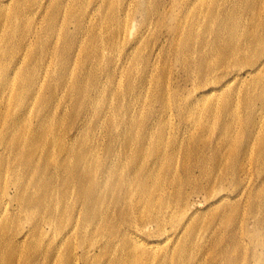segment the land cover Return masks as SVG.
I'll return each instance as SVG.
<instances>
[{
	"label": "rangeland",
	"instance_id": "1",
	"mask_svg": "<svg viewBox=\"0 0 264 264\" xmlns=\"http://www.w3.org/2000/svg\"><path fill=\"white\" fill-rule=\"evenodd\" d=\"M0 3L3 118L24 113L36 132L47 122L50 158L66 143L89 161L94 142L99 166L112 162L113 180L123 181L122 191L108 186L165 189L173 204L126 212L145 247L117 236L110 249L73 260L79 232L59 242V229H69L74 201L48 199L58 214L49 223L45 209L27 216L0 146V204L9 201L0 264H264V0ZM210 173L222 186L205 193Z\"/></svg>",
	"mask_w": 264,
	"mask_h": 264
},
{
	"label": "bare ground",
	"instance_id": "2",
	"mask_svg": "<svg viewBox=\"0 0 264 264\" xmlns=\"http://www.w3.org/2000/svg\"><path fill=\"white\" fill-rule=\"evenodd\" d=\"M3 14V8H0V20ZM0 39L5 40L6 38ZM262 54L264 55V51ZM4 84H0L2 91L5 88H3ZM2 91H0V95ZM22 101L19 100L18 102L22 103ZM258 105L259 107L264 106V94L258 98ZM22 114L24 113L19 115L16 112L10 117V121L5 120L3 115L0 114V137L2 138L0 146L3 151L5 150L1 157H6L7 161L11 157L9 168L12 172L17 169V179L14 180L19 182L13 181L12 185L15 197L19 200V210H25L27 216L32 218L31 216L35 215H33L34 212L45 209L46 214L47 212L50 213L47 215V223H49L50 219L52 221L56 220L58 214L52 205L47 207L48 199L52 202L59 200V197L68 201L73 200V219L72 222L67 224L69 229L66 230L64 227L59 229L60 234H62L59 242L68 239L71 235L70 232H79L80 240L76 248H80L81 252L79 254L74 252L71 256L73 260L94 257L100 252L110 249L114 246L113 239L117 236L121 237L123 243L128 241L134 246L136 245L135 247L137 245L145 247L139 243L140 240L134 233L139 230L136 223L138 218L128 216L126 212H132L133 208L134 210L141 209L144 211L154 204L162 209L165 208V211H162L163 213L167 212L166 209L169 207L171 210L173 205L170 201L172 191L164 189L161 194L156 195L152 192L149 193L148 186L146 189L143 187L138 188V190L134 189V192L129 189L125 193L117 191L116 188L122 191L120 185L123 184V181L121 179H118L117 182L114 181L115 179L113 180V174L110 172L112 162H106L109 164L105 168L99 166V158L95 153L94 142L93 149H87L91 152L89 161L82 152L78 151L73 145L66 143L55 146V150H58L57 153L60 157H48L50 150L47 148L46 141L47 122L36 132L32 127H24ZM257 123L254 122L251 125L252 130L259 131L262 128V124ZM254 140L252 138L251 143H254ZM90 148H92V145ZM217 162L218 160H215V163ZM219 167L217 165L214 168ZM18 169H21V175ZM37 170L41 176L36 173ZM48 170H51L50 173ZM48 177L54 178V180H49L51 184L47 185V181H43V179L47 180ZM206 177L207 184L200 186L205 193H212L221 189V181L216 184L215 188L212 187V184L217 182L213 183L216 179L213 174L210 173ZM128 181L129 179L127 185ZM108 184H114L116 188L112 189ZM140 185L147 184L141 183ZM27 188H30L29 193L22 196L21 192ZM165 200H167L166 205L162 206L161 203ZM8 208L9 201L0 204V212H8ZM169 215H172V213ZM155 219H157L155 220L157 230L164 229L166 219L159 216ZM109 225H112V227L106 229ZM86 240H90V242ZM60 246L57 244L51 249L48 255L49 258L54 257L55 260L59 258L61 249H57ZM130 255L133 256L134 253ZM71 259L69 258V260ZM83 264H85V261Z\"/></svg>",
	"mask_w": 264,
	"mask_h": 264
}]
</instances>
